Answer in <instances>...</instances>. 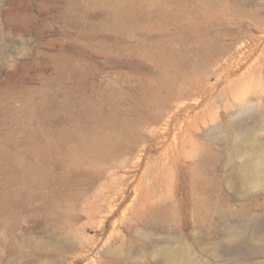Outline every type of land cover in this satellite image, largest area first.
Wrapping results in <instances>:
<instances>
[{
  "label": "rangeland",
  "instance_id": "1",
  "mask_svg": "<svg viewBox=\"0 0 264 264\" xmlns=\"http://www.w3.org/2000/svg\"><path fill=\"white\" fill-rule=\"evenodd\" d=\"M178 249L264 264V0H0V264Z\"/></svg>",
  "mask_w": 264,
  "mask_h": 264
},
{
  "label": "bare ground",
  "instance_id": "2",
  "mask_svg": "<svg viewBox=\"0 0 264 264\" xmlns=\"http://www.w3.org/2000/svg\"><path fill=\"white\" fill-rule=\"evenodd\" d=\"M260 164L253 165L254 171L256 170V174L260 172ZM235 237L247 239L243 234L238 232L235 233ZM243 241V240H242ZM168 263L169 264H195L193 258L190 257V254L186 252L184 249H178L170 252L168 254ZM197 264V263H196ZM218 264H227L226 262H219Z\"/></svg>",
  "mask_w": 264,
  "mask_h": 264
}]
</instances>
